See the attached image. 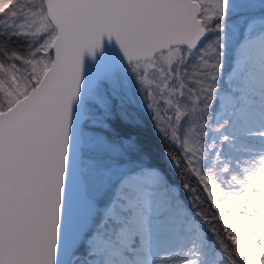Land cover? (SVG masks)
<instances>
[{
	"label": "snow or ice",
	"instance_id": "1",
	"mask_svg": "<svg viewBox=\"0 0 264 264\" xmlns=\"http://www.w3.org/2000/svg\"><path fill=\"white\" fill-rule=\"evenodd\" d=\"M0 264H264V0H0Z\"/></svg>",
	"mask_w": 264,
	"mask_h": 264
},
{
	"label": "trees",
	"instance_id": "2",
	"mask_svg": "<svg viewBox=\"0 0 264 264\" xmlns=\"http://www.w3.org/2000/svg\"><path fill=\"white\" fill-rule=\"evenodd\" d=\"M153 141H154V143H155V145H156L157 152L159 153L160 156H162V155H163V149L160 148V146H159V142L156 141L155 138H153ZM157 162H160V161H157Z\"/></svg>",
	"mask_w": 264,
	"mask_h": 264
}]
</instances>
